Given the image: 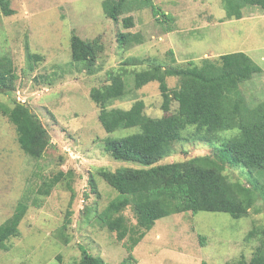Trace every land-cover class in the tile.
<instances>
[{
  "label": "rangeland",
  "instance_id": "1",
  "mask_svg": "<svg viewBox=\"0 0 264 264\" xmlns=\"http://www.w3.org/2000/svg\"><path fill=\"white\" fill-rule=\"evenodd\" d=\"M103 1L11 0L15 13L5 16L0 11V54L13 61L17 75L16 89L0 92V103L12 106L15 98L28 102L51 141L41 158L30 157L20 148L15 126L0 111V224L14 213L22 198L32 202L39 196L40 186L56 182L41 205L30 204L19 235L7 241L8 250L0 249V264H74L80 258L79 245L110 264L124 260L123 264H228L242 257L249 261L262 239V201L241 218L226 212L198 211L158 219L128 258L127 247L97 218L117 195L99 169L139 166L114 159L104 148L107 139L138 128L106 132L98 118L100 107L92 101L90 91L112 84L113 79H121L132 90V71L148 66V58L172 64L169 50L181 65L243 51L263 69L242 86L247 101L256 104L264 99V11L247 5L241 18H229L222 0H152L173 21L162 14L155 17L150 7L114 21L105 15ZM127 16L133 17L131 28L123 25ZM128 31L139 33L143 42L122 47L118 36ZM73 33L98 42L93 73L71 61ZM167 83L173 89L179 79L168 77ZM138 99L145 102V112L152 117L169 115L178 107L176 101L163 107L159 83L152 81L115 100L109 108L129 109ZM237 133L236 129L220 131L217 140H209L190 127L172 156L161 162L213 155L224 137ZM226 173L234 180L246 181L239 168H227ZM124 214L129 223L136 222L131 208ZM252 230L255 234L250 236Z\"/></svg>",
  "mask_w": 264,
  "mask_h": 264
},
{
  "label": "trees",
  "instance_id": "2",
  "mask_svg": "<svg viewBox=\"0 0 264 264\" xmlns=\"http://www.w3.org/2000/svg\"><path fill=\"white\" fill-rule=\"evenodd\" d=\"M222 2L229 18H241L247 5L264 11V0ZM102 7L105 15L114 21L143 7H150L155 17L162 14L166 20L173 21L152 0H104ZM0 11L5 16L14 14L11 0H0ZM123 25L133 27V17H125ZM167 29H172L171 23ZM118 41L122 47H129L141 44L143 39L139 33L128 31L119 34ZM98 48L95 40H84L73 33L71 61L93 73ZM169 54L172 64L164 65L148 58V66L132 71V90L121 79H113L112 84L93 87L90 91L92 101L100 107L98 118L106 132L138 128L137 132L107 139L104 148L114 159L139 166H124L114 171L99 169V174L117 195L97 218L127 247L128 258H132L133 249L155 222L168 215L212 211L241 218L256 209L257 201L264 204V99L250 104L242 89L244 83L263 71L262 67L243 51L224 53L215 59L203 58L199 62L190 60L184 65L176 63L173 50ZM29 56L39 58L34 54ZM168 77H177L179 85L170 89ZM16 78L13 61L0 54V92L14 91ZM152 81L159 83L163 107L172 101L178 103L175 112L152 117L145 112V102L139 99L129 109L109 108L115 100ZM12 103V106L0 103V111L15 126L17 141L24 153L41 158L51 142L47 128L28 102L15 98ZM190 127L209 140H217L220 131L236 129L238 133L224 137L213 155L162 163L172 156L175 145L184 139L183 132ZM227 168H239L246 181L234 180L226 173ZM55 183V180L46 181L32 202L26 198L19 201L14 213L0 224V249L8 250L7 241L19 235V225L30 204L41 205L42 198L50 194ZM129 208L135 214L134 223H129L124 214ZM253 234L254 230L249 232L250 236ZM261 235V242L249 261L242 257L228 264H264V227ZM79 248L80 258L74 264H110L91 254L85 246L79 245Z\"/></svg>",
  "mask_w": 264,
  "mask_h": 264
}]
</instances>
